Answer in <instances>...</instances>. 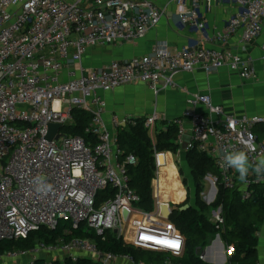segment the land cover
Wrapping results in <instances>:
<instances>
[{
    "label": "built area",
    "instance_id": "obj_1",
    "mask_svg": "<svg viewBox=\"0 0 264 264\" xmlns=\"http://www.w3.org/2000/svg\"><path fill=\"white\" fill-rule=\"evenodd\" d=\"M200 1L169 3L176 6L183 25L203 32ZM205 1L208 7L212 5L213 0ZM227 1L239 11L206 40L227 43L241 31L240 48L244 50L264 30V0ZM164 13L165 8L152 0H0V241L23 239L31 231L54 229L65 221L72 229L82 227L99 235L114 231L118 238L124 237L128 227L134 228L135 236L128 243L181 255L183 235L172 223L152 222L153 215L159 217L162 201H156L148 213L134 207L137 196L129 189L125 166L135 163V158H119L116 129L120 120L113 115L112 127L107 126L105 95L133 83L156 93L174 86L175 74L197 69L211 72L226 67L244 80L254 78L256 71L239 52L204 44L173 50L162 45L148 55L112 60L99 70L82 64L88 48L133 43L157 25ZM187 104L190 108L173 120L178 144L182 147L184 119L189 118L191 140L184 151L194 149L209 156L217 169L216 182L224 189H237L242 200L249 199L255 187L264 183V176L250 174L242 182L234 169L225 167L222 157L225 149L246 150L253 164L264 156V140H258L255 133L257 126L264 128V114L233 115L207 93L190 94ZM196 106L204 110L194 111ZM74 109L88 114L84 130L94 144L64 132L63 126L72 123ZM128 121L124 119L123 126ZM157 121L156 112L145 116L144 126L150 134ZM50 124L62 126L56 138H47ZM38 177L50 190L37 192L34 181ZM108 187L114 195L99 200L97 193ZM209 214L221 229V206ZM224 248L229 257L233 248ZM42 254L73 262L84 256L99 264H137L128 254L102 252L89 238L80 237L5 252L0 264L31 262ZM260 261L257 264H264V243Z\"/></svg>",
    "mask_w": 264,
    "mask_h": 264
},
{
    "label": "trees",
    "instance_id": "obj_2",
    "mask_svg": "<svg viewBox=\"0 0 264 264\" xmlns=\"http://www.w3.org/2000/svg\"><path fill=\"white\" fill-rule=\"evenodd\" d=\"M72 123L63 126L67 134L82 137L86 143L94 144V138L84 130L89 116L86 112L74 109ZM119 158L127 155L135 158V163L126 164L129 189L137 196L134 207L142 212H151L154 208L152 181L155 178L156 153L171 152L176 157L180 145L176 140L177 127L173 121H162L153 133L144 126V118H130L125 126L116 129ZM185 160L195 184L194 204L185 210H175L169 221L184 237L181 255H173L168 251L149 250L127 243L118 238L114 231H106L103 235L82 227L72 229L68 222L59 221L54 229L40 228L28 233L26 238L0 241V255L5 252L28 251L39 243L54 244L60 239L67 241L73 237L89 238L102 252L112 254H128L137 264H208L200 258L199 250L209 246L216 234H219L224 246H231L233 253L225 264H257V232L264 223V183L255 187L249 199L242 200L237 189H224L217 180V194L210 204L201 198L204 177L217 176V169L212 159L196 150L185 151ZM181 171L180 167H178ZM185 182V180H183ZM186 185V184H185ZM114 195L110 187L99 191V200ZM183 205V204H182ZM181 206V205H180ZM178 206V208L180 207ZM221 206L223 223L217 229L208 217L210 210ZM42 254L31 262L22 260L19 264H99L89 257H79L73 262L68 257L52 259L49 263Z\"/></svg>",
    "mask_w": 264,
    "mask_h": 264
},
{
    "label": "crops",
    "instance_id": "obj_3",
    "mask_svg": "<svg viewBox=\"0 0 264 264\" xmlns=\"http://www.w3.org/2000/svg\"><path fill=\"white\" fill-rule=\"evenodd\" d=\"M152 1L157 7H164L165 13L157 25L151 27L143 38L133 43L90 47L83 55L82 64L86 68L99 70L112 60H125L133 56L148 55L162 45L173 50L204 44L219 50L230 49L239 52L254 66L255 77L244 80L236 72L222 67L211 72L201 69L193 72H179L173 77L174 86L165 87L156 93L140 83L119 86L105 95L106 113L104 118L107 126L112 127L110 118L113 115L117 116L120 125L123 126L124 119L145 118V116L156 112L159 115L156 128L160 127L162 121H173L190 108L187 98L192 93L209 94L215 104L222 106L226 112L233 115L250 117L264 114V30L246 45L244 50L240 48L241 31L233 34L227 43L210 42L206 38L222 29L228 19L239 11L236 4L227 0H213L212 5L208 7L205 0L200 1L198 14L206 26L205 30L201 32L180 22L176 6L169 3L170 0ZM193 110L202 112L204 107L196 106ZM184 125L185 135L190 136L189 118L184 119ZM255 133L258 140H264L263 127L257 126ZM180 150L184 151L182 147L179 148ZM156 155H159V158ZM156 155L155 178L152 182L154 184L152 185L154 203L156 204V201L168 202L169 207L174 203H184L186 193L182 185L183 180L180 181L178 178L177 171H179L180 165L177 159L171 152L156 153ZM184 164L187 165L185 156ZM176 207L178 206L174 208L176 209ZM152 222L163 226L167 223L171 224L169 220H163L157 215L152 216ZM174 230L180 233L176 228ZM135 232L134 228L128 227L123 240L127 243L130 242L135 236ZM209 248L210 257L208 259L210 261L215 260L217 264L226 263L224 248L218 241Z\"/></svg>",
    "mask_w": 264,
    "mask_h": 264
},
{
    "label": "rangeland",
    "instance_id": "obj_4",
    "mask_svg": "<svg viewBox=\"0 0 264 264\" xmlns=\"http://www.w3.org/2000/svg\"><path fill=\"white\" fill-rule=\"evenodd\" d=\"M184 156H185V151H179L178 152V156L175 157L180 165V169L181 171H177L179 173V180L182 181V180H185V182H182V185L184 186V189H185V193H186V199H185V202H181V203H174V204H171V207H175V206H180L182 204H189V205H193L194 204V193H195V184L192 180V177L190 175V171L188 169V166L186 164H184ZM160 176V175H159ZM208 176V175H207ZM206 176V177H207ZM204 177L201 184L203 185V190L201 192V198L204 202L207 203V200H206V196H210L212 197L214 195V192L213 190H211V177L210 176L209 178H206ZM160 181V180H159ZM186 184V185H185ZM217 186V185H216ZM159 188H160V183H159ZM218 188V186H217ZM177 202V201H176ZM175 205V206H174ZM178 208V207H176ZM208 217L210 219V214L208 213ZM258 232L260 233V236L257 237L258 238V244H257V257H258V260L259 262L261 263L260 261V256H261V251H262V246H263V243H264V223L260 226ZM217 237L220 238L219 234H216L214 236V238L211 240L209 246H211L213 243H215L217 241ZM221 240V239H220ZM209 246L206 247L205 249L203 250H199V256H201L203 258V260H205L206 262H210L209 264H217V261L215 260H209L208 257H210L209 255ZM224 253H225V257L228 258V255H227V252H226V248H224ZM46 260H47V263H49L51 261V257L48 255V256H45ZM1 264H14L13 262L11 261H4L3 263Z\"/></svg>",
    "mask_w": 264,
    "mask_h": 264
},
{
    "label": "clouds",
    "instance_id": "obj_5",
    "mask_svg": "<svg viewBox=\"0 0 264 264\" xmlns=\"http://www.w3.org/2000/svg\"><path fill=\"white\" fill-rule=\"evenodd\" d=\"M246 147H250V145L246 144ZM222 160L225 167L232 168L238 173V179L242 182H246L250 174L264 176V156L258 158L253 164L250 162L246 150L225 149ZM34 182L37 192H47L51 188L42 178L38 177Z\"/></svg>",
    "mask_w": 264,
    "mask_h": 264
},
{
    "label": "water",
    "instance_id": "obj_6",
    "mask_svg": "<svg viewBox=\"0 0 264 264\" xmlns=\"http://www.w3.org/2000/svg\"><path fill=\"white\" fill-rule=\"evenodd\" d=\"M62 128L61 125L59 124H50L49 125V131H48V134H47V138L48 139H52V138H56L57 135H56V131H58V129ZM183 139V145H182V148L185 149L186 146L188 145V143L190 142V136L189 135H184L182 137ZM210 175H208L206 178H209ZM211 190H213L214 192V195L215 193L217 192V186H216V178L215 177H211ZM214 195L212 197L210 196H206V200H207V203L210 204L214 201ZM191 205L189 204H183L181 205L179 208H172V207H169V203L168 202H162L159 204V217L163 220H169L171 214L179 209L180 211L182 210H185L187 209L188 207H190ZM217 241L222 245V247L224 248V244L222 243V241L220 240L219 237H217ZM149 250H153V249H150ZM224 260H226L225 256H224Z\"/></svg>",
    "mask_w": 264,
    "mask_h": 264
},
{
    "label": "snow or ice",
    "instance_id": "obj_7",
    "mask_svg": "<svg viewBox=\"0 0 264 264\" xmlns=\"http://www.w3.org/2000/svg\"><path fill=\"white\" fill-rule=\"evenodd\" d=\"M175 246H177V247H178V245H175Z\"/></svg>",
    "mask_w": 264,
    "mask_h": 264
}]
</instances>
